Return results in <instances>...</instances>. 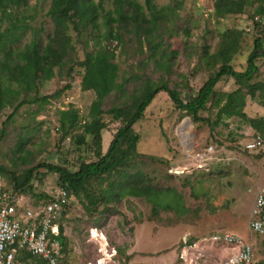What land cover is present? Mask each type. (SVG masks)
Masks as SVG:
<instances>
[{
    "label": "rangeland",
    "instance_id": "obj_1",
    "mask_svg": "<svg viewBox=\"0 0 264 264\" xmlns=\"http://www.w3.org/2000/svg\"><path fill=\"white\" fill-rule=\"evenodd\" d=\"M137 1L141 4L146 2ZM215 1L155 0L158 8H171L163 22L162 36L158 39L163 41L158 58H161L163 50L178 51L172 64L173 72L167 81L171 87L179 89L184 99L195 93L221 66V62L207 65L203 59L205 51L217 52L222 41L234 34L240 37V50L232 64L237 70H244L254 50L252 33L256 29L250 31L253 29L250 15L258 5H264L263 1L248 0L246 12L224 17L216 15ZM50 5L51 0H30L28 12H25L34 15L29 19L33 27H44L43 45L53 31V22L48 14ZM106 6L108 9L112 7L110 3ZM90 34L86 31L80 36L71 30L74 50L64 65L56 69L55 77L43 80L40 87L29 95L23 94L21 99L26 97L32 101L15 113L19 101L0 113V165L17 174L41 162L63 165L75 171L82 160L97 159L93 135L86 136L88 143L78 144L76 135L83 133V129L72 131L65 140L60 129L63 110L74 108L83 119L88 116L96 98L93 90H82L85 68L79 65L85 60L87 51L98 48L97 31L93 33L96 36L91 37ZM31 38L32 32L28 31L19 45L23 46ZM142 41L132 36H126L121 44L116 40L102 39L103 45L116 50V62L120 67L118 82L122 83L123 77L128 79L123 90L114 91L106 98L105 111L114 105L129 103L131 95L143 86L144 76H150L154 82L160 80L163 71L158 70L154 60L148 57L149 47L144 38ZM257 63L260 72L253 81L264 83V58L258 59ZM237 87L229 76H224L216 85V89L222 92L233 91ZM56 93L60 94L55 96ZM43 96H49V99L43 102L40 100ZM218 110L212 101L200 114L215 121ZM246 111L251 117L262 115L264 105L260 100L249 97ZM102 118L108 125L102 130L105 152L122 124L109 113H104ZM222 120L215 129L208 123L194 122L190 115L176 107L167 92H159L144 118L134 125L141 136L138 143L140 154L131 162L128 171L140 170L151 183L178 190L187 211L180 215L163 208L158 220L150 221L149 218L156 217L153 205L144 198L127 197L117 206L119 214H110L104 205L90 214L84 204L87 200L72 196L71 206L60 220L66 237V255L72 263L87 264L98 258L99 244L90 241V230L97 227L107 237L110 246L117 250L113 264H181L177 259L181 240L185 237L199 240L225 231L251 242L255 263L264 264V235L253 233L249 226L258 189L264 184V153L243 150L239 142L231 141L232 135L239 132L245 135L258 131L250 124L238 127L239 119L235 117ZM254 140L243 145L251 149L249 144ZM20 142L25 144L24 151L18 149ZM253 149H261V152L264 144ZM58 181L56 173L39 168L33 181L34 191L23 194L36 201L38 194H48ZM14 185L11 175L0 174V189L13 188ZM106 185L107 180L103 187ZM93 186L96 187L95 184ZM166 249L167 252L164 251ZM208 252L212 251L208 249Z\"/></svg>",
    "mask_w": 264,
    "mask_h": 264
},
{
    "label": "trees",
    "instance_id": "obj_2",
    "mask_svg": "<svg viewBox=\"0 0 264 264\" xmlns=\"http://www.w3.org/2000/svg\"><path fill=\"white\" fill-rule=\"evenodd\" d=\"M262 1L264 4V0ZM109 3L112 7L108 9L106 5ZM247 4L248 0H216L215 12L219 17L244 13L247 11ZM29 7L30 0H0V113L7 106H13L19 101L15 106V113L21 106L32 101L26 97L21 99L23 94L29 95L40 87L43 80L55 77L56 69L64 65L70 52L74 50L71 30L80 36L89 31L91 37L96 36L93 33L97 31L98 48L87 51L85 60L79 63L85 68L82 90H93L96 98L87 117L82 119L78 110L69 108L61 112L60 118L63 140L76 129H83V133L76 135L78 144L88 143V134L94 136L97 159L82 160L75 171L63 165L41 162L17 174L0 165V174L11 175L15 182L13 189L17 193L29 190L33 192L36 172L39 168H46L59 176L58 185L70 191L71 199L74 196L87 200L84 204L90 214L97 212L100 205H104L110 214H119L117 206L127 197H139L153 205L152 210L156 217L149 218L150 221L158 220L163 208L184 215L187 207L178 190L162 188L151 183L140 170L134 173L128 171L131 162L140 154L138 143L141 136L135 131L134 125L144 118L147 108L161 91L167 92L176 107L190 115L194 122L208 123L215 129L224 117H235L239 119L238 127L250 124L258 132L245 135L239 132V138L234 134L231 141L239 142L243 150L255 154L264 153V150L259 152L262 148L248 149L243 145L255 139L257 133L264 136V114L251 117L246 111L249 97L260 100L264 105V83L253 81L260 72L257 61L264 58V5H258L250 15L253 23V29L250 28V31L256 30L252 33L255 38L254 50L249 55L247 67L237 70L232 64L235 54L240 50V37L230 34L222 41V46L217 52H204L203 59L207 65L221 62V66L195 93L185 99L179 89L171 87L167 81L173 72L172 64L178 51L163 50L161 58H158L159 47L163 44V41L158 39L162 36L163 22L171 8L160 9L155 0H146L145 4L137 0H51L48 14L53 22V31L48 36L47 43L43 45L44 27L36 28L31 25L29 19H33L34 15L25 13ZM255 17H259V20L254 19ZM28 31L32 32L31 40L23 46L19 45ZM126 36H132L140 42H143L144 38L150 50L148 57L154 60L157 69L163 73L158 82L152 81L150 76H144L143 86L131 95L129 103L114 105L105 111L103 105L106 98L114 91L123 90L128 79L123 77L122 83L118 82L120 67L116 62V50L109 45H103L102 39L116 40L121 44ZM224 76L232 77L238 87L229 92L218 91L216 85ZM59 94L56 93L55 96ZM48 99L49 96H43L40 100L46 102ZM212 101L213 105L219 108L215 121L200 114ZM104 113L111 114L114 120L122 124L105 152L102 146V130L108 125L102 118ZM224 125L228 126V123ZM18 149L25 150L24 142L19 143ZM106 180L107 185L103 187ZM49 198V194L40 193L33 204ZM71 199L64 212L71 206ZM194 240L189 238V242ZM61 242L66 256V237L62 225ZM183 243L181 240L180 247ZM20 258L27 264H47V260L26 252H23ZM65 263L67 264L66 258Z\"/></svg>",
    "mask_w": 264,
    "mask_h": 264
},
{
    "label": "built area",
    "instance_id": "obj_3",
    "mask_svg": "<svg viewBox=\"0 0 264 264\" xmlns=\"http://www.w3.org/2000/svg\"><path fill=\"white\" fill-rule=\"evenodd\" d=\"M263 144L264 136L257 133L249 148ZM51 190L48 200L33 204L34 201L13 188L0 189V264H27L20 258L23 252L45 259L47 264H66L60 220L71 193L60 185ZM249 226L253 233L264 235V185L258 189ZM90 241L98 242L99 256L87 264H111L117 250L97 227L90 230ZM183 241L178 253L181 264H256L253 244L228 231L193 242L185 237ZM211 246L214 248L208 252ZM227 246L231 248L229 254L222 255Z\"/></svg>",
    "mask_w": 264,
    "mask_h": 264
},
{
    "label": "crops",
    "instance_id": "obj_4",
    "mask_svg": "<svg viewBox=\"0 0 264 264\" xmlns=\"http://www.w3.org/2000/svg\"><path fill=\"white\" fill-rule=\"evenodd\" d=\"M263 185V184H262ZM210 248V251H212V249L214 248V247H209ZM230 247L229 246H227V247H225V249H223L222 251H221V254L222 255H228L229 254V252H230ZM165 252H167L168 251V249H166V250H164ZM65 258H66V262H67V264H73L72 263V261L69 259V257H67V255L65 256ZM177 259H178V255H177ZM113 263H115V260H113V262L111 263V264H113Z\"/></svg>",
    "mask_w": 264,
    "mask_h": 264
},
{
    "label": "water",
    "instance_id": "obj_5",
    "mask_svg": "<svg viewBox=\"0 0 264 264\" xmlns=\"http://www.w3.org/2000/svg\"><path fill=\"white\" fill-rule=\"evenodd\" d=\"M179 171L176 170V173H178Z\"/></svg>",
    "mask_w": 264,
    "mask_h": 264
},
{
    "label": "bare ground",
    "instance_id": "obj_6",
    "mask_svg": "<svg viewBox=\"0 0 264 264\" xmlns=\"http://www.w3.org/2000/svg\"><path fill=\"white\" fill-rule=\"evenodd\" d=\"M187 123V122H186ZM184 128V127H183ZM187 128V127H186ZM183 131V130H182ZM190 137V136H189Z\"/></svg>",
    "mask_w": 264,
    "mask_h": 264
}]
</instances>
